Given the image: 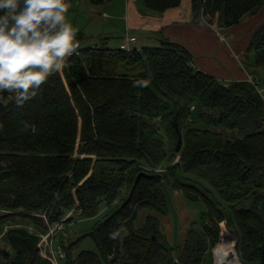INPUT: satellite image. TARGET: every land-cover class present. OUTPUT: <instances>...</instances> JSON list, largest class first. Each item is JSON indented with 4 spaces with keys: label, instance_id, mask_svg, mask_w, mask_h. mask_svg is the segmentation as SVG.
Returning <instances> with one entry per match:
<instances>
[{
    "label": "trees",
    "instance_id": "trees-1",
    "mask_svg": "<svg viewBox=\"0 0 264 264\" xmlns=\"http://www.w3.org/2000/svg\"><path fill=\"white\" fill-rule=\"evenodd\" d=\"M141 1L159 14L182 3ZM192 6L195 21L232 28L256 15L264 0H192ZM243 63L254 77L264 69V24ZM68 64L21 107L14 94L4 95L0 241L11 256L0 249V264H51L42 254L39 234L49 229L42 215L50 224H68L74 215L97 218L103 206L107 212L93 230L77 241L62 239L66 264H213L216 258L240 264L237 256L242 264H264V98L257 86L224 85L165 37L159 47L130 53L86 48ZM167 188L195 192L215 213L211 222L203 215L200 231L191 229L178 249L158 218L169 212ZM146 209L152 213L137 226ZM227 234L236 238L225 241ZM88 237L99 252L75 257L73 248ZM226 249L236 253L225 255Z\"/></svg>",
    "mask_w": 264,
    "mask_h": 264
},
{
    "label": "clouds",
    "instance_id": "clouds-1",
    "mask_svg": "<svg viewBox=\"0 0 264 264\" xmlns=\"http://www.w3.org/2000/svg\"><path fill=\"white\" fill-rule=\"evenodd\" d=\"M70 7V0H0V104L8 93L23 106L69 66L79 48Z\"/></svg>",
    "mask_w": 264,
    "mask_h": 264
},
{
    "label": "rangeland",
    "instance_id": "rangeland-1",
    "mask_svg": "<svg viewBox=\"0 0 264 264\" xmlns=\"http://www.w3.org/2000/svg\"><path fill=\"white\" fill-rule=\"evenodd\" d=\"M138 1L142 4L141 0ZM110 3L112 2H108L104 5H94L90 2V0H83L82 2L81 0H72L70 2L71 7L69 9L68 19L77 29L76 39L79 41V48L75 51V53H79L81 50L86 48L102 45L110 49H119L118 47L120 44L125 41L128 36L125 32V20H122L119 17L120 15H123L125 11L124 1H115L113 4H122V7L116 5L117 8L115 9L111 7L113 5H110ZM146 12L152 13L148 10H146ZM105 14L109 15V17L105 16ZM137 36L139 37V43L135 48L139 50H141V45H143V48L159 47L161 45L158 35L154 36L146 33H137ZM105 38L109 39L105 40ZM255 78L258 79L260 88L264 89V69L260 70ZM166 194L168 198L169 212L166 215H158V218L161 223V230L166 236L168 242H170L175 249H178L187 239L188 232L191 229L200 231V223L203 215L207 214V219L211 222L210 219L215 213H213L207 204L191 190L184 193L167 188ZM192 197H197L200 200ZM107 209V206H103L99 216L94 219H82L79 218L78 215H74L71 222L68 224L65 223L66 233L68 235L65 242L68 243L69 241H77L82 234L93 230L97 223L103 219ZM151 213L152 212L147 209L144 210L136 221V225L140 226L143 224L146 217ZM66 220L67 219L64 221ZM21 222L22 221H19L18 223ZM235 238L236 237L233 234L223 236L225 241L230 242ZM0 249L6 250L9 254L11 253L10 248L7 247L3 241H0ZM82 251H92L95 253L99 252L93 239L90 237L81 239L79 243L75 245L73 248V255L76 257ZM225 251H227V249ZM176 252L177 251H175V253ZM232 252L234 254L235 250L230 252L227 251L225 252V255ZM237 258L240 264H242L239 256H237ZM218 260L219 258L213 260V264H219L217 263ZM230 262H232V260H230ZM207 264H211V259H208Z\"/></svg>",
    "mask_w": 264,
    "mask_h": 264
},
{
    "label": "crops",
    "instance_id": "crops-1",
    "mask_svg": "<svg viewBox=\"0 0 264 264\" xmlns=\"http://www.w3.org/2000/svg\"><path fill=\"white\" fill-rule=\"evenodd\" d=\"M115 1L110 3L113 9L117 8L116 5L122 7V4H113ZM123 1L125 11L119 17L125 20L126 34L137 38L134 48L139 43L137 33L158 35L159 42L160 37H165L186 47L193 55V66L224 85L245 82L249 76H253L248 73L242 62L246 59L254 34L264 24V7L235 27L216 28L195 21L192 0H182L179 7L161 14L146 12L138 0ZM105 16L109 17L107 14ZM141 46L140 49L143 48V45Z\"/></svg>",
    "mask_w": 264,
    "mask_h": 264
},
{
    "label": "built area",
    "instance_id": "built-area-1",
    "mask_svg": "<svg viewBox=\"0 0 264 264\" xmlns=\"http://www.w3.org/2000/svg\"><path fill=\"white\" fill-rule=\"evenodd\" d=\"M137 43V38L133 36H127L125 41L121 44L120 50L125 52H133V47ZM77 53H73L70 57L75 56ZM248 81L257 86L258 92L264 98V89L260 88V83L254 76H249ZM13 97V96H12ZM160 171L161 170H157ZM43 220L49 227L48 232L45 234H39L43 243L42 254L51 264H66L67 254L62 246V239L68 237L66 233V224L64 221L59 223L50 224L47 216L42 215ZM30 233H33V228H29Z\"/></svg>",
    "mask_w": 264,
    "mask_h": 264
},
{
    "label": "water",
    "instance_id": "water-1",
    "mask_svg": "<svg viewBox=\"0 0 264 264\" xmlns=\"http://www.w3.org/2000/svg\"><path fill=\"white\" fill-rule=\"evenodd\" d=\"M5 107V104H0V111L3 110ZM173 127L175 129V132L178 134L179 136V139H178V142H177V146H176V153H180L182 148H183V138H182V134L180 132V129H179V123H178V115H176L174 117V120H173ZM250 208V206H247V209ZM243 210V209H241ZM153 238L155 239V237L153 236ZM3 253L6 255V257H9L10 254L6 251V250H3Z\"/></svg>",
    "mask_w": 264,
    "mask_h": 264
}]
</instances>
